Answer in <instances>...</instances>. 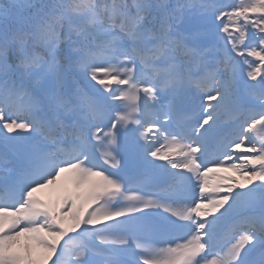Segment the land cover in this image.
I'll return each instance as SVG.
<instances>
[{"label": "rangeland", "instance_id": "374dc122", "mask_svg": "<svg viewBox=\"0 0 264 264\" xmlns=\"http://www.w3.org/2000/svg\"><path fill=\"white\" fill-rule=\"evenodd\" d=\"M236 3L238 5V12L236 14H234L232 16L234 25L230 30H227V34L225 37H223V41L227 44L230 42L231 37L233 40L237 41L239 38H241L240 42L237 43L238 48L240 49L241 53H248V49H246L247 47V43L250 39L255 38L256 41L259 40L260 35L262 36V40H264V34H261L262 32H264V5L263 6H258L257 4H254L251 0H236ZM251 10L253 11L255 17L253 19V21L251 22V20H245L243 19V21L240 20L239 16H243V14L248 11ZM187 23H193V21H189L187 20ZM194 29H197L196 26H194ZM256 43V42H255ZM240 45V46H239ZM229 47L232 49V47L229 45ZM229 49V48H228ZM236 54L238 55L239 52L235 51ZM230 63L231 66L224 72L223 74V80H222V87H223V91L224 94L227 93L228 90H232L233 85L231 84V82H233L234 79V75L237 74L239 72V68H238V63L240 61L243 62V65H246V62H244V58L243 57H239L238 60L237 59H230ZM121 61H119L116 64H120ZM243 71H245L244 67H243ZM243 74V72H242ZM261 84L264 85V79H262ZM128 92V91H127ZM127 92H125L123 95H127ZM230 96V95H228ZM144 97L147 99L148 98V93H144ZM225 96H222L219 91H217L216 95L214 96V106L217 105L218 103H223V100ZM127 102H129V100H127ZM147 102V108H150V105L152 106V102L146 100ZM157 104H154V108L156 107ZM158 107V105H157ZM122 110V108H121ZM28 122V121H27ZM26 122V123H27ZM264 122V121H263ZM257 126L259 127H263L264 123H258ZM264 134V130L262 132ZM264 137V136H263ZM264 141V139H263ZM259 145L260 147H262L264 149V142L262 143V141H259ZM249 152L253 151L252 147L251 148H247ZM251 150V151H250ZM252 156H254V154H252ZM259 158V157H258ZM251 162L252 161H257L261 163V159H257L255 156L253 158H251ZM264 162V161H263ZM253 164V162H252ZM252 164L248 165V169L251 170L252 169ZM246 166V165H244ZM74 170H76L77 172L82 173V165H80L79 163L75 164L73 166ZM73 172V171H72ZM68 174H71L70 171L67 172ZM256 173H253L252 171L248 172L247 175H255ZM52 177V180L54 183L56 182L57 178H61V177ZM62 179V178H61ZM87 176L84 175L83 178L81 179L80 182V186H81V190L83 193H85L84 190H87L88 187V183L89 181L87 180ZM259 182H264L263 181H259ZM260 201L264 206V196L260 197ZM261 204V205H262ZM74 208V206H73ZM77 211H79L80 213H82V207L81 206H77ZM6 209H0V225H2L3 221L5 219L8 218V216L12 215L13 213L12 211H4ZM16 212H18V210H16ZM15 212V213H16ZM46 225L45 224H41L38 225L35 222H32L30 220H25L24 222L22 221V223L16 222L13 223V226L11 228V230L6 233V237H5V243L3 245V247L0 248V260L5 261V264H8L10 259L15 258V254H14V250L12 249L15 246H23L25 248V250H29L32 246H37V244H41L42 242V237L40 236L41 233V229L45 228ZM9 248V249H8ZM154 260H159L160 258L158 256H156V258H152ZM117 264V263H114Z\"/></svg>", "mask_w": 264, "mask_h": 264}, {"label": "trees", "instance_id": "16d2710c", "mask_svg": "<svg viewBox=\"0 0 264 264\" xmlns=\"http://www.w3.org/2000/svg\"><path fill=\"white\" fill-rule=\"evenodd\" d=\"M53 1H55L53 3ZM165 1V0H164ZM69 5L70 3L73 2V5L76 4L77 6H84L85 4L83 3L82 0H0V29L3 26L2 20H5L9 17L13 18H18V15L24 14L25 16L29 15L30 17H34L37 15L39 12H53L54 8L61 4L65 3ZM140 8H143L144 0H138ZM193 2V11H195V14L198 15V17L201 19L202 22H207L209 18L213 17V11L210 9L209 6H203L201 4V0H192ZM229 9L233 10L232 7V0H227ZM258 6H263L264 5V0H253ZM162 3V2H160ZM200 3V4H199ZM163 4V3H162ZM53 8V9H52ZM98 11L100 15H104L105 18H108L110 21L112 19H116L118 12L115 13L113 18H110L107 14L106 11L101 10L100 7L98 6ZM226 9V8H224ZM56 11V9H55ZM54 11V12H55ZM57 18H54V21ZM53 19H51L52 21ZM229 20V17L227 18V22ZM107 24H112V22H108ZM47 32H50L46 30ZM50 35L47 34V42L51 45L54 46V43L56 42L57 38L53 39L49 37Z\"/></svg>", "mask_w": 264, "mask_h": 264}]
</instances>
